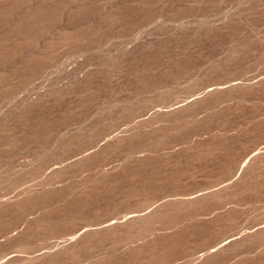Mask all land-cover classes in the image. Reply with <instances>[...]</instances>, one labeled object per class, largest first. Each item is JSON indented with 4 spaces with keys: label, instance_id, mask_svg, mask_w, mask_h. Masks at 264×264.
I'll list each match as a JSON object with an SVG mask.
<instances>
[{
    "label": "rangeland",
    "instance_id": "1",
    "mask_svg": "<svg viewBox=\"0 0 264 264\" xmlns=\"http://www.w3.org/2000/svg\"><path fill=\"white\" fill-rule=\"evenodd\" d=\"M0 264H264V0H0Z\"/></svg>",
    "mask_w": 264,
    "mask_h": 264
}]
</instances>
